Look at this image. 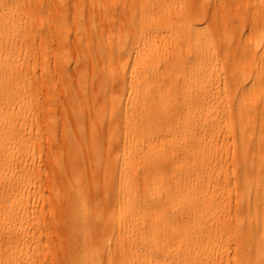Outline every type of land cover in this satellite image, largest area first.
I'll return each mask as SVG.
<instances>
[{
	"label": "bare ground",
	"instance_id": "obj_1",
	"mask_svg": "<svg viewBox=\"0 0 264 264\" xmlns=\"http://www.w3.org/2000/svg\"><path fill=\"white\" fill-rule=\"evenodd\" d=\"M225 1L222 17L194 0H0V264L35 263L28 250L36 233L23 228L33 207L22 163L41 143L38 133L57 128L51 100L40 97L51 81L43 59L51 43L66 89L62 138L49 148L67 151L69 169L68 202L55 208L67 254L76 252L63 264H111L116 249V264H264V99L255 90L264 88V0L250 1V21L239 0ZM216 19L221 27L207 33L204 23ZM89 62L93 96L85 75L76 87L68 78ZM215 76L222 83L210 96ZM218 108L229 129L226 204L210 193L207 168L216 165L210 152L220 121L209 132L204 124ZM159 151L173 158L171 168H162ZM90 218L99 229L109 224L103 241L90 233ZM110 241L115 249L104 259Z\"/></svg>",
	"mask_w": 264,
	"mask_h": 264
},
{
	"label": "rangeland",
	"instance_id": "obj_2",
	"mask_svg": "<svg viewBox=\"0 0 264 264\" xmlns=\"http://www.w3.org/2000/svg\"><path fill=\"white\" fill-rule=\"evenodd\" d=\"M183 1L185 0H180V2ZM194 1L197 7L199 5L200 9L206 10V12L209 14L211 11L215 10L217 12V15L220 14L222 17L226 15L229 7V4H227L225 0H205L202 4L201 0ZM239 1L242 5V11L244 12V19L246 21H250L253 17V10L250 2L251 0ZM101 24L102 28L106 27V22L103 21ZM204 25L206 26L207 33L211 34L221 27L220 21H218L217 19L216 21H207L204 23ZM250 35L252 36V33L246 34L245 38L250 37ZM162 36H166L167 42H170L171 37L169 36V34H166L164 26H162ZM47 50V54L46 56H43V59L50 67L48 71L49 76L51 77V81L48 83V90L46 89L45 85H42L40 97L45 99L48 98V100H51V116L57 123V128L52 133H47L44 130L40 131L38 133V137L41 143L37 144L33 157H29L24 163H22V169L29 178V182L26 184V190L29 191L26 192V195H29V203L31 207H33V211L24 220L23 228L31 232L35 231L36 233V238L34 239L35 248L32 246L33 248L30 247L28 250L29 255L34 258V264H63L64 259L70 253L76 254L75 251L72 252L70 250L67 254L68 246H66L64 238V229H66V223L65 220L62 222L59 220L60 217L56 213L57 208H55V204L57 203L59 205V208L60 206H65V204L68 202V197L65 193L64 188L65 186L63 184V178H69V169L66 160L67 151L60 146H58V148L56 149H50L49 146H51V143L53 142L59 143L62 138L60 131V122L65 111L64 107L61 105V102L64 99V91L66 88L57 70L55 57L58 50L55 43H51L50 45H48ZM67 51L69 52L68 57L70 61H73L72 57L75 56L76 52L72 45L71 38L70 42H68ZM218 58H220V55H218ZM37 62L38 64L44 63L41 59H39ZM91 64L92 63L90 62L86 64L85 73L80 72L79 74L76 71L71 70L72 72L69 73L68 78L71 84L76 87V81L78 80V77H80L81 75H85L87 77V91L89 92V95L93 96L97 90L96 85L93 83L90 77V74L94 71V68H92ZM37 71L38 72L36 73V76L39 80V83H41L42 78L40 74L42 73L39 69ZM176 78H178V75H175L173 77V79ZM217 82L222 83V77L215 76L210 82L206 83L207 87L205 88V90L208 91V95L211 96L212 92H214L213 87L216 86ZM108 85L110 89H114L113 84L109 83ZM257 89H263V94L261 95V97L262 99H264L263 86L256 84L255 90ZM35 92H38L37 89L35 90ZM251 102L256 108H260L261 103L259 98H253ZM213 118L215 119L211 120V118H209L204 124L205 128L209 132L211 131V126L216 123V121H220L213 135L214 145L212 146L213 150L210 152V157L212 158V161L216 163V165L210 163V165L207 166L208 170L211 171L210 176L212 188L210 193L218 203L226 204V200L230 194L227 182H225V177L228 176L227 174H229L230 171L229 160L227 158L228 141L226 139L227 131L229 129L222 125L224 119H227V116L221 111V108L217 109V111L213 115ZM28 123H32V126L35 127L32 119H29ZM105 123L107 125V121H105L104 124ZM120 126L122 127V129H125L123 123H121ZM88 127L89 121L86 119L84 123V130H88ZM80 146L81 145L77 144L76 149ZM80 149H82V152H84L86 148ZM158 155L161 157L160 162L162 163V168H164L165 170L171 168L170 163L173 158H163V151H159ZM106 158L107 155L104 156V159ZM148 164L143 163L142 167L139 166L137 168L136 187L139 190H142L145 187V182L140 177L142 171L144 170L143 168H145ZM164 185L166 186L167 184L164 182ZM95 190L96 204L99 205L101 203L100 197L102 194V189L101 187H97ZM166 200L167 198L162 197L163 202H165ZM89 225L90 233L97 234L96 237H98V240L103 241L109 235V224H106V226H104L102 229H99V227L96 226V220L90 218ZM96 229H99V231L95 232ZM102 246L103 252L101 256L105 259V257H107L106 253L108 249L113 247L115 249V246L113 245V241H110L109 243L104 242V245ZM115 252L118 256L114 254V257H112L110 260L111 264H116V261L119 260V253L117 252V249ZM128 260L130 262L134 261L131 258ZM132 264H135V262H133ZM220 264H224V259L222 260V262H220Z\"/></svg>",
	"mask_w": 264,
	"mask_h": 264
}]
</instances>
